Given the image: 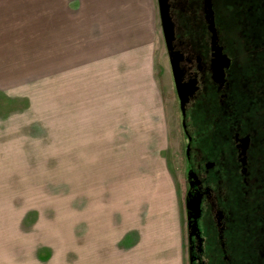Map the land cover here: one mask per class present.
<instances>
[{"label": "rangeland", "instance_id": "1", "mask_svg": "<svg viewBox=\"0 0 264 264\" xmlns=\"http://www.w3.org/2000/svg\"><path fill=\"white\" fill-rule=\"evenodd\" d=\"M62 5L0 0V264H147L129 248L156 214L189 264L186 138L157 2L116 19Z\"/></svg>", "mask_w": 264, "mask_h": 264}, {"label": "flooded vegetation", "instance_id": "2", "mask_svg": "<svg viewBox=\"0 0 264 264\" xmlns=\"http://www.w3.org/2000/svg\"><path fill=\"white\" fill-rule=\"evenodd\" d=\"M167 3L189 264H264V0Z\"/></svg>", "mask_w": 264, "mask_h": 264}, {"label": "crops", "instance_id": "3", "mask_svg": "<svg viewBox=\"0 0 264 264\" xmlns=\"http://www.w3.org/2000/svg\"><path fill=\"white\" fill-rule=\"evenodd\" d=\"M56 2H60L64 5L61 6L62 9H67L69 11H77L89 9L86 5L87 3H91V12L90 15H86L84 17H92L95 19L100 18H124V17H134L137 16V13L141 9V3L146 0H55ZM157 2V0H156ZM80 4V5H79ZM63 16V15H58ZM91 33H99V28L102 27V24L98 22L97 24L92 25ZM125 29V33H126ZM132 43V42H131ZM130 43V44H131ZM127 46V45H126ZM185 210V209H184ZM156 218V220H155ZM134 229L141 230V235L139 239H134L131 242V246L129 249H135L141 251V253L145 252L144 255L147 259V264H177V256L182 251L180 244V235L175 234L167 225L166 222L158 220V215L156 214L150 216L147 224L145 225H134ZM165 230V234L163 231ZM162 231V235L167 237L163 238V236L159 237ZM168 231V232H167ZM184 242H185V255L188 259V242H187V228L185 227L184 232ZM177 245L178 250H177ZM129 247V246H128ZM127 248V247H126ZM109 257V255H102V257ZM125 256V255H124ZM143 257V256H142ZM163 257V258H162ZM162 258V260H161ZM167 260V261H165ZM180 260V259H179ZM95 264V262H93ZM125 264V262H123ZM142 264H145L142 261Z\"/></svg>", "mask_w": 264, "mask_h": 264}, {"label": "water", "instance_id": "4", "mask_svg": "<svg viewBox=\"0 0 264 264\" xmlns=\"http://www.w3.org/2000/svg\"><path fill=\"white\" fill-rule=\"evenodd\" d=\"M167 1L168 0H157V7L164 41L166 46L169 47V44L173 38V27L168 11ZM218 58L219 56L217 57V59Z\"/></svg>", "mask_w": 264, "mask_h": 264}, {"label": "trees", "instance_id": "5", "mask_svg": "<svg viewBox=\"0 0 264 264\" xmlns=\"http://www.w3.org/2000/svg\"><path fill=\"white\" fill-rule=\"evenodd\" d=\"M48 128L46 127L45 129H43L42 131H46Z\"/></svg>", "mask_w": 264, "mask_h": 264}]
</instances>
